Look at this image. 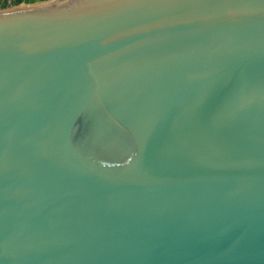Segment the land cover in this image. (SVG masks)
<instances>
[{
  "label": "water",
  "instance_id": "water-1",
  "mask_svg": "<svg viewBox=\"0 0 264 264\" xmlns=\"http://www.w3.org/2000/svg\"><path fill=\"white\" fill-rule=\"evenodd\" d=\"M0 264H264V0L0 8Z\"/></svg>",
  "mask_w": 264,
  "mask_h": 264
},
{
  "label": "built area",
  "instance_id": "built-area-1",
  "mask_svg": "<svg viewBox=\"0 0 264 264\" xmlns=\"http://www.w3.org/2000/svg\"><path fill=\"white\" fill-rule=\"evenodd\" d=\"M17 2L21 3H26L25 0H0V8H2V5H6V7L8 6H13V5H18L16 4Z\"/></svg>",
  "mask_w": 264,
  "mask_h": 264
},
{
  "label": "trees",
  "instance_id": "trees-1",
  "mask_svg": "<svg viewBox=\"0 0 264 264\" xmlns=\"http://www.w3.org/2000/svg\"><path fill=\"white\" fill-rule=\"evenodd\" d=\"M36 1H42V0H25L26 3L36 2ZM20 2H17L16 4H19ZM6 7V5H2V8Z\"/></svg>",
  "mask_w": 264,
  "mask_h": 264
}]
</instances>
